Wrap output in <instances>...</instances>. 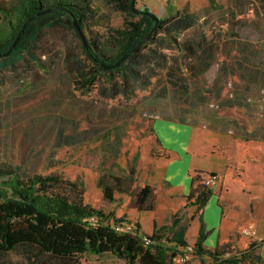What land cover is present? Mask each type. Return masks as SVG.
Returning <instances> with one entry per match:
<instances>
[{"label":"rangeland","instance_id":"1","mask_svg":"<svg viewBox=\"0 0 264 264\" xmlns=\"http://www.w3.org/2000/svg\"><path fill=\"white\" fill-rule=\"evenodd\" d=\"M16 2L5 3L12 7ZM118 4L117 0H89L92 12L83 33L89 49L102 58L113 57L119 49L114 31L124 28L128 20L139 19L123 13ZM135 8H148L159 19H170L140 52L139 60L153 66L154 72L134 61L112 74L101 70L87 57L82 39L66 18L44 30L34 48L43 69L36 64L25 66V56L18 72H0V163L83 181L86 204L123 218L130 211L131 196L114 191L110 201L100 186H114L118 176L133 177L134 187H143L148 169L154 179L160 178L163 170L157 169H165L168 153L162 148L157 121L201 116V110L183 100L188 98L183 93L200 85L198 78L189 75V66L205 43L203 37L256 43L238 46L239 71L245 72L240 73L239 83L214 78L213 71L204 81L218 83L216 91L239 93L240 103H247L233 115L235 132L264 133V0H137ZM176 15L192 17L196 24L178 30ZM3 19L0 13V27ZM234 46L225 43L222 48L229 54ZM226 60L230 63L231 55ZM226 60L217 57L220 67L227 65ZM84 75L95 76L96 81L82 88ZM115 91L123 92L112 99ZM143 226L151 228L146 220ZM194 235L193 225L187 239L192 242ZM7 258L12 264H29L18 252ZM79 260L80 264H127L110 253H86Z\"/></svg>","mask_w":264,"mask_h":264},{"label":"trees","instance_id":"2","mask_svg":"<svg viewBox=\"0 0 264 264\" xmlns=\"http://www.w3.org/2000/svg\"><path fill=\"white\" fill-rule=\"evenodd\" d=\"M117 1L123 13L139 19L128 20L124 28L114 31L119 49L113 57L102 58L93 49L85 48L87 57L101 70L104 69L96 59L106 64L116 63L134 45L146 38L154 25L146 15L150 13L148 8L135 11L132 0ZM5 2L6 0H0V13L4 18L0 27V53L9 49L30 17L46 10L54 11L37 16L28 23L15 51L9 57L0 59V72H18L25 56H28L25 66L36 64L38 69H43V62L34 54L41 33L56 26L64 18L74 29L72 19L75 18L84 30L92 12L89 0H17L12 7ZM136 3L137 1L135 5ZM174 19L178 30L192 28L197 21L192 17L179 15ZM169 21L170 19H160L149 41L132 53L119 68L107 70L108 73L121 71L131 61L138 67L147 66V70L154 72L153 66L139 60L140 52L153 41L154 34L162 25ZM202 40H205L204 37ZM83 78L85 80L79 83L82 88L96 81L95 76L88 79L84 75ZM133 83L132 79L131 87L135 88ZM121 92L123 91H115L110 97L114 99ZM113 180L114 186L109 183H102L100 186L107 200L112 201L114 191H118L131 196V208L139 212L155 210L156 195L153 187L145 185L135 188L133 177L123 179L116 176ZM84 193L83 181L67 180L58 173L41 175L27 172L19 165L0 163V264H12L7 257L15 252L24 254L29 264H80L79 257L86 253L97 256L110 253L127 264H174V259L184 255L190 247L192 254L210 256L214 264H245L253 256V244L250 250L232 258H222L218 251L204 248L209 234L204 225L200 227L194 245H189V225L182 223L178 215L169 225L154 229L151 234H146L139 223L132 221L133 232L118 233L112 228V224L123 223L126 219L86 204ZM212 194L211 188L204 184L202 174L193 176L187 196L189 202L202 207ZM93 217L97 222L91 221Z\"/></svg>","mask_w":264,"mask_h":264},{"label":"crops","instance_id":"3","mask_svg":"<svg viewBox=\"0 0 264 264\" xmlns=\"http://www.w3.org/2000/svg\"><path fill=\"white\" fill-rule=\"evenodd\" d=\"M204 42L189 66V75L198 78L200 85L183 93L188 96L183 100L201 110V116L185 121L178 115L157 121L162 148L168 157L165 169H157L163 170L160 178L154 179V172L147 171L149 178L146 177L145 185L155 189V210L139 212L133 208L137 212L132 214L130 208L123 214L139 223L146 234L169 225L178 215L182 223L189 225L188 231L194 225L195 235L192 242L187 239L189 245H194L204 225L209 232L204 248L218 251L222 258H232L250 250L253 244V256L245 264H264V133L235 132L231 127L233 115H238L239 107L247 103L243 97L240 103L239 93L216 91L218 83L204 81L213 71L214 78L236 79L239 83L238 77L243 79L240 73L245 72L239 71L238 46H245L248 41L208 38ZM225 43L235 45L229 54L222 48ZM219 55L225 60L231 55L232 60L230 63L226 60L227 65L220 67ZM198 173L220 176L217 189L202 207L187 200L192 178ZM121 215L115 213L116 217ZM145 220L151 227L149 230L143 226ZM250 226L256 231L254 237L244 234V229ZM186 264H214V260L207 255L191 254Z\"/></svg>","mask_w":264,"mask_h":264},{"label":"water","instance_id":"4","mask_svg":"<svg viewBox=\"0 0 264 264\" xmlns=\"http://www.w3.org/2000/svg\"><path fill=\"white\" fill-rule=\"evenodd\" d=\"M137 0H132V8L136 10L135 8V2ZM54 10H46L42 13H39V14H36L32 17H30L22 26L21 30L19 31L17 37L14 39L12 45L9 47V49L6 51V52H3V53H0V59L1 58H6V57H9L14 51L15 49L17 48V45L21 39V36L23 34V32L25 31L28 23L30 21H32L34 18H36L37 16H40V15H43V14H46V13H49V12H53ZM147 17H149L151 19V21L154 23L153 27H152V30L150 31V33L148 34V36L146 38H144L143 40H141L140 42H138L136 45H134L128 52H126L116 63H113V64H106L104 61H100L98 59H96V61L98 63H100V65L102 66V68L104 70H114V69H117L121 66L122 63H124L128 58L129 56L134 53L138 48H140L144 43L148 42L151 35L153 34L154 30L156 29L157 25L159 24V21L160 19L155 16L154 14L152 13H146ZM72 23H73V26L75 27L78 35L80 36V38L82 39L85 47L89 50L88 48V43L86 41V38H85V35L83 33V30L81 29L80 25L78 24L77 20L75 18L72 19ZM218 185H215L211 188L212 191H215L217 189Z\"/></svg>","mask_w":264,"mask_h":264},{"label":"built area","instance_id":"5","mask_svg":"<svg viewBox=\"0 0 264 264\" xmlns=\"http://www.w3.org/2000/svg\"><path fill=\"white\" fill-rule=\"evenodd\" d=\"M203 181L204 184L212 188L215 185H219L220 182V176L215 173H207L203 174ZM92 222H97V219L95 217L91 218ZM112 228L118 232V233H131L134 230L133 223H131L129 220L124 221L123 223H113ZM244 234L254 237L256 234L255 229L250 226L247 229L244 230ZM192 254V248H188L184 255H179L174 259V264H184L187 263L190 260V255Z\"/></svg>","mask_w":264,"mask_h":264}]
</instances>
